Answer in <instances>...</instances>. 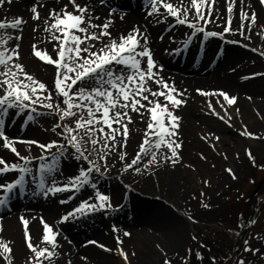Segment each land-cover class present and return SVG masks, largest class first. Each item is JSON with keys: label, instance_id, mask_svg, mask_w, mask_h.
<instances>
[{"label": "snow or ice", "instance_id": "snow-or-ice-1", "mask_svg": "<svg viewBox=\"0 0 264 264\" xmlns=\"http://www.w3.org/2000/svg\"><path fill=\"white\" fill-rule=\"evenodd\" d=\"M227 18L216 9L217 0H146V15L153 18L155 24L167 23V18H174V23L187 25L191 36L201 33L205 38L222 37L226 33H238L251 39L252 26L257 24L258 16L252 9L250 0H239L240 25L233 28V11L237 0H225ZM13 0H0V8L11 5ZM108 0H33L30 6V19L36 21L32 27L34 41L30 44L31 54L41 61L54 67V78L51 85L37 79L27 71L21 52L23 29L28 21L23 16L12 19H0V147L8 150L16 157L9 162L0 155V176L13 173L15 178L0 183V206H9L11 194L19 191L26 195L28 187L34 183L32 195H42L44 198L56 197L59 193H70L60 199V204H67L85 187H90L93 194L82 199L70 211L59 217V223L83 217L89 213L111 209L112 193L101 191L94 182L96 176L105 175L111 167L110 161L121 162L122 172H134L138 175L152 173L162 166L170 165L173 169L183 161L181 149L184 141L181 139L182 117L178 110L187 104L184 98L186 89L176 86L174 79L166 77L164 64L155 58L151 47V37L146 26L134 25L127 32L113 33L118 11L109 8L106 16L101 17L97 11L99 5H105ZM264 6V0H259ZM150 6V7H149ZM41 9L46 10L42 16ZM161 9L164 11L162 12ZM216 15H213V13ZM126 13L119 15L123 20ZM191 16V19L189 17ZM214 21L225 24L222 32L208 30L205 25ZM264 27V25H260ZM40 39H36V36ZM257 35H264L257 33ZM191 36L185 41L188 44ZM161 35L159 39L163 40ZM174 39V38H173ZM45 41L52 44V54L46 48L38 47ZM235 42V41H234ZM244 47H250L245 44ZM165 49V52H168ZM172 51H179L173 49ZM264 57V51L253 48ZM235 69H233L234 71ZM264 73H251L242 79H250ZM206 97H216L224 114L218 112L209 99L206 110L231 126V114L228 107L235 105L238 99L223 89L207 91L196 89ZM223 98V103L220 98ZM163 98V99H161ZM249 100L252 97H248ZM14 110L15 116L23 115L27 123L38 122L40 117H51L50 131L52 137L45 141L35 138L10 137L5 131L6 117ZM239 112V108H236ZM133 113L144 122L142 140L138 150L129 158L127 146L132 133L130 125L134 123ZM26 124L22 122L21 127ZM47 131V129H46ZM137 131H141L137 129ZM240 135L252 139H264L244 125ZM203 140L209 142L215 149L220 137L209 132L202 134ZM25 145L27 154H22L17 145ZM39 150V155H32L33 147ZM245 154L256 166V157L250 148ZM239 158V153L236 154ZM50 157V159H49ZM201 160L207 156L199 153ZM224 154V159H227ZM74 160L77 171L74 175L64 176L63 161ZM33 161H38L34 165ZM86 164V166H80ZM59 165V166H58ZM188 168L196 170L195 164H187ZM214 167V165H213ZM264 169V164L259 165ZM225 171L233 180L238 179L236 171L228 167ZM64 177L58 180L57 175ZM31 176L29 181L26 177ZM202 184L210 186V179H204ZM206 193L199 191L200 203L204 208H210L203 202ZM191 199H197L192 194ZM187 218L193 222L195 218L187 211ZM24 225L25 242L30 250L24 264H45L60 255L57 237L60 231L47 223L41 216L43 225L41 244L34 243L30 235L29 219L21 216ZM254 224L255 221L249 220ZM114 232L119 229L112 225ZM2 231V226H0ZM231 231V230H230ZM125 236L131 233L124 231ZM239 235V233H237ZM258 240L264 241V235L256 234ZM193 239H196L193 236ZM117 243L122 241L116 237ZM97 244L106 251H112L98 241H88ZM160 247V245H157ZM243 250L255 255H261V248L253 247L248 240L243 242ZM125 261L128 253L123 248L118 249ZM184 258V264L190 258ZM135 255V253H133ZM198 259H203L202 253L196 252ZM0 258L4 264H14L11 242L0 237ZM84 259H87L84 257ZM215 264L216 257H212ZM68 264H72L71 260ZM164 264H172L166 259ZM234 264H248L243 256H237Z\"/></svg>", "mask_w": 264, "mask_h": 264}, {"label": "bare ground", "instance_id": "bare-ground-1", "mask_svg": "<svg viewBox=\"0 0 264 264\" xmlns=\"http://www.w3.org/2000/svg\"><path fill=\"white\" fill-rule=\"evenodd\" d=\"M110 1V0H109ZM176 3L177 0H172ZM187 2V0H185ZM248 0H246V3ZM252 4V9L245 7L246 11L251 12L255 10L258 16L257 24L252 26L251 39H247L245 36H240L238 33H226L225 38L222 37H208L207 40V53L204 57L195 56L196 52L194 47L197 46L199 40H201V33L196 34L195 39H193V46L190 48L188 55H185V60H180L182 53L174 52L173 49H177L185 39H189L191 35V29L187 25L176 24L174 28L167 30V27L174 23V18L168 17L167 23L155 24L153 18L146 15V11L143 10L138 4H130L128 2H121V0H114V5L117 6L118 11L116 13L117 21L115 27L113 28V33L118 31L127 32L134 25L139 24L141 26H146L151 37V47L154 50V56L156 59L160 60L164 64V75L170 79H174L176 86L180 89H186L185 99L187 104L178 110V114L182 117V127L180 129L182 135L181 139L184 141L181 152L189 151L192 149H199L200 152L209 153L211 151L215 157H220L222 148L231 144V141H235L236 132L233 126H244L247 125L248 129L254 133H262L264 129V100H260V96L264 98V75H257L250 79H242L238 75L239 71L244 72L247 70L245 75L251 73L247 58L253 54H250L253 48L264 51V35H257V33L264 34V6L259 4V0H250ZM113 3V2H112ZM31 6L30 0H13L11 5H6L5 8H0V19H12L16 16H23L26 20L28 17V12ZM216 9L224 17L227 18V5L225 0H217ZM240 4L237 0V5L233 11L232 27H239L240 21ZM141 10V11H140ZM97 11L100 13L101 17L106 16L109 12L108 8L105 6H98ZM144 11V12H142ZM164 10H162L163 12ZM126 13L124 19L121 21L118 19L119 15ZM213 15H216L214 12ZM191 19V16L189 17ZM28 24V23H27ZM30 24H34L31 22ZM225 24L221 21H214L211 24L205 25L208 30L222 32ZM32 27L28 28V31H32ZM163 36V40L159 39ZM37 38L40 37L37 35ZM174 38V39H173ZM223 39L229 40L224 42ZM21 50H26L30 46L27 39L24 37ZM235 41V42H234ZM240 43V44H239ZM250 45V47H244V45ZM52 48V44H49ZM239 45V46H238ZM241 45V46H240ZM242 47V48H241ZM250 49L248 51L247 49ZM168 49V52H165ZM254 53V51H252ZM219 54L217 60H214L213 55ZM184 57V56H183ZM255 59L258 67L254 68L257 72L264 71V57L260 55ZM229 65H233L229 67ZM235 69L234 71L231 69ZM254 71V70H251ZM200 85L205 87H215L214 89H223L228 93H233L238 96V101L234 105V109L228 107V112L231 114V126L218 117L211 115L208 110H206L207 104L206 99L199 94L196 89ZM252 97L251 100L248 97ZM216 98V97H212ZM163 99V98H161ZM214 107L218 112L223 115L224 112L220 105L214 101ZM239 108V112L236 111ZM257 109V110H256ZM134 117V123L130 125L132 129L131 136L129 138V144L127 146V152L129 153V158L134 155L138 150V143L142 140V129L144 127V122L139 120L135 113L132 114ZM140 129L141 131H137ZM261 131V132H259ZM212 132L220 137L216 143V148L213 149L209 142L203 140L202 134ZM244 137L251 143H257L252 141V138ZM247 140L245 142H247ZM244 142V141H243ZM242 143V141H241ZM258 147V145H256ZM182 155V153H181ZM195 156L199 157V154ZM183 161L178 164L174 169L170 165L162 166L152 173H146L144 175H138L134 172H122L121 162L115 159V162L119 165L111 167L112 172L115 177L116 189L111 192L113 198L117 202L120 200L121 196L127 194H140L143 200L131 199L136 206L135 210L138 214L144 215L142 218H136L132 226L139 234V238L146 240L144 233H148L149 228L153 231L165 233V245L163 248L174 249L173 251L181 250L183 230L173 222V218L177 217L175 214L179 213V208L181 206H194L200 204V198L198 193H196L197 199H191V195L195 192V187L191 186L188 174H186L185 169L191 170L186 165L191 163H198L200 160L197 157H192L190 155L183 156ZM186 159V160H185ZM189 160V161H188ZM227 166H234L232 160H228ZM225 175H228L224 171ZM16 175L13 173L6 174L5 176H0V180L13 179ZM61 177V176H60ZM191 178V177H190ZM131 191H128L130 190ZM35 190L32 189V191ZM128 191V192H127ZM200 191V190H199ZM144 194L159 199V202L147 201L144 198ZM36 201V202H34ZM37 201L45 205H50L41 198H36L33 200L23 199L21 201L15 200V207L17 210H25L30 216L29 204ZM42 206V205H41ZM40 217L47 219L50 214L46 206L37 208ZM136 213L137 216H139ZM175 213V214H174ZM2 231H0V237L4 240L11 242V247L13 249L14 264H24L25 259L29 255L30 250L26 246L25 234H21L19 226L14 220V217L8 219L2 223ZM40 226V221H35L34 228L30 231V235L34 243H39L42 235L37 233V228ZM32 227V226H31ZM149 227V228H148ZM16 229V232L13 231ZM143 233V234H140ZM38 239V240H37ZM66 249L60 248L58 252L60 255ZM69 251V259L72 264H85V259L81 255H85L86 258L96 257L94 250L92 249H80L79 251ZM93 252V254H92ZM60 255L54 258H58ZM101 257V256H100ZM97 257V258H100ZM173 259V256H171ZM171 259V261H173ZM1 264V263H0ZM51 264H58L56 261L51 262ZM100 264H109L106 260L104 263L102 259Z\"/></svg>", "mask_w": 264, "mask_h": 264}, {"label": "rangeland", "instance_id": "rangeland-1", "mask_svg": "<svg viewBox=\"0 0 264 264\" xmlns=\"http://www.w3.org/2000/svg\"><path fill=\"white\" fill-rule=\"evenodd\" d=\"M62 2L66 3L67 0H62ZM24 33V37L26 36L29 38V41H27V43L31 44L35 42L33 39L34 36H32V31L30 32L28 30H24ZM36 39H38L37 36ZM198 44L199 42L197 43V46ZM38 47L42 49L46 48L49 54H52V48L47 41H45L43 44H39ZM247 50L250 51V49ZM21 52L23 56V63L25 64L27 71L33 74L40 81L51 85L54 78V68L50 67V65H47L46 62L41 61L33 54H31L30 47L26 50H21ZM250 54L253 55L247 58L248 64L250 66V69H248V71L257 72L254 68L258 67L255 59H258L257 57L259 55L257 54H259V52L254 51L253 53L252 51H250ZM232 66L233 65H229V67ZM231 70H233V68ZM246 73L247 70L244 72L239 71L238 75L241 76V80L242 77L248 76L245 75ZM257 73H264V71H259ZM199 88L209 90L211 88H218V86H209L207 88L204 85H200ZM229 94L234 95L231 92ZM203 97H205L206 99V104L208 103V100L211 99L212 104L214 105V101H216V98H206V96ZM259 98L261 101L264 100L262 96H260ZM220 99L223 100L222 97ZM230 108L234 109V105H231ZM51 121V117L38 118V122H34L33 124L37 129H39V131H37V134L33 137L41 141H45L52 137V133L50 131ZM242 128L243 126H239L238 124L237 126H235L236 137H234V139L236 140L231 141L230 145L223 147V153H220V157L218 158L215 157L214 154L211 153V151H209V153H204L207 156V160H201L200 158L195 156L196 154L200 153L199 149H192L188 152H181L183 156L188 154L192 157H197L200 160L198 163H194L196 166L195 171H193L192 169H185V172L189 176L191 186H194L196 190L192 194L198 193L199 196V190L203 189L206 193V196L203 198V202L209 203L211 205L210 208L202 207L201 203L194 206H181L178 216L175 218L172 217L173 222L176 223L175 226L179 225L183 230L181 250L173 251L174 249H169L167 247L163 248V245H165L164 240L166 239L165 233H156L155 231H153V229H149L148 233H140L145 236L146 240L139 238V234H137L135 230L133 231L135 226H132V224L130 223L131 218L129 217H126V221L123 222H125V226L130 229V231H127L131 233L130 236H125L123 233H121L120 229L118 232H114L112 229V225L115 224L118 227L119 224L115 221L110 220L109 224L111 225L108 231L111 241L114 243V237L119 236L122 243L118 244V246L120 247H113L112 251H108L109 253H112L110 257H108L109 260H107L109 264H164V261L166 259H172L171 256H173V261H171L172 264H184V258L189 257L188 249H191V254L190 258L187 260V264H211L213 263L212 257H216L215 263L217 264H234L238 255L236 257H233V254L231 255L230 251H235L240 245V230L248 224L249 220H253L255 221V223L251 232H249L245 237V240H248L253 247L261 248L262 253H264V241L258 240L256 238L257 233L264 235V207L261 211V215L259 216L257 215L258 210L253 209L255 207V204L258 203V199L261 196L264 201V169H261L259 167V165L264 164V139H252V141L257 143H251L247 139L244 140V137L240 135ZM259 135L261 137H264V129L262 133H259ZM246 140L247 142H245ZM21 145L23 144H20V147ZM256 145H258V147ZM34 148V153L32 152V155H39V150L35 146ZM247 148H250L252 154L256 157V166H253L248 156L245 154V149ZM21 149L25 150V147H21ZM237 153L240 154L239 158H237ZM224 154H227V159H224ZM228 160H232V163H234V166L230 167H232L237 173L238 179L236 180H233L229 174L225 175L224 173L225 169L229 167L227 166ZM110 163H112L114 166H117L115 159H112ZM62 166L64 169V176L76 174V161L65 159L62 163ZM80 166H86V164H81ZM56 175L58 180L64 179V177H60L59 174ZM94 175L96 176L94 182L97 183L101 191L110 193L114 192L116 187L115 184L112 183L111 185H108L109 183H111V181L114 182L115 177L111 168L103 176H99L98 174ZM204 179H210V186H205L202 184V181ZM92 194L93 190L90 187H86V189L82 193L77 194L75 198L76 200L72 204H60L59 200L66 198V195L65 193L57 194L59 198L56 199V202L60 206H57L54 210L56 223L48 221L47 223L53 225L54 228L57 229L58 225L65 227L75 220L77 225L80 227L81 235L84 240L88 241L89 238H91L92 240L97 241L92 231L89 228L83 227L82 222L80 221V219H78L80 217L65 223H59V217L61 215H63L66 211H70L82 199H87V197ZM122 200L124 204L127 198H124ZM149 201L159 202V200L153 197H150ZM114 202L115 199L112 195V204L114 205V207L111 209H107L108 211L102 210L100 214L102 216L111 218L115 214L113 212H115V209L117 208V205L114 204ZM33 210L35 209H32V211ZM186 211L195 218L196 222H193L187 218V216L185 215ZM101 215L99 216V219L103 220V217ZM42 229L43 225L41 224L40 230ZM58 230L60 231V235L63 234L61 228H58ZM237 233H239V235H237ZM98 234L105 236V230L103 228L100 229L98 231ZM193 236H195L196 239H193ZM98 242L106 245L103 241H101V239L98 240ZM157 245H160V247H157ZM119 248H123L124 251L128 253V261H125L120 255V253L118 252ZM89 249H92L94 250V252H96V257L89 258V260H87V263L95 264L96 260L98 259L97 257H100V251L103 249L100 248L97 244L92 245V247H90ZM197 251L202 253V260L197 258ZM225 252L227 253L225 254ZM133 253H135V255H133ZM239 256H243L248 264H264V254L255 255L243 250L241 252V255ZM68 260L69 257L67 256L58 258V263L67 264ZM46 262L47 260L45 261V264Z\"/></svg>", "mask_w": 264, "mask_h": 264}]
</instances>
